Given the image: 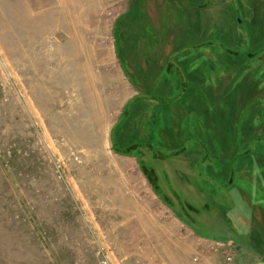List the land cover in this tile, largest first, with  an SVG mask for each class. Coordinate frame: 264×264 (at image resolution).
Segmentation results:
<instances>
[{"label":"rangeland","instance_id":"obj_1","mask_svg":"<svg viewBox=\"0 0 264 264\" xmlns=\"http://www.w3.org/2000/svg\"><path fill=\"white\" fill-rule=\"evenodd\" d=\"M0 264H264V0H0Z\"/></svg>","mask_w":264,"mask_h":264},{"label":"crops","instance_id":"obj_2","mask_svg":"<svg viewBox=\"0 0 264 264\" xmlns=\"http://www.w3.org/2000/svg\"><path fill=\"white\" fill-rule=\"evenodd\" d=\"M82 2V1H81ZM81 4V3H80Z\"/></svg>","mask_w":264,"mask_h":264}]
</instances>
